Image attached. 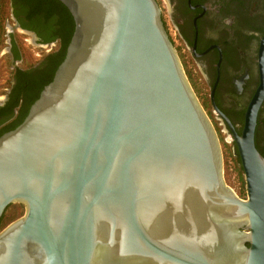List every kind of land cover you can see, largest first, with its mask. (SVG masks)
<instances>
[{
  "label": "water",
  "instance_id": "obj_1",
  "mask_svg": "<svg viewBox=\"0 0 264 264\" xmlns=\"http://www.w3.org/2000/svg\"><path fill=\"white\" fill-rule=\"evenodd\" d=\"M74 32L52 81L0 136V264H264L261 83L234 134L246 199L155 0H58Z\"/></svg>",
  "mask_w": 264,
  "mask_h": 264
},
{
  "label": "flooded vegetation",
  "instance_id": "obj_2",
  "mask_svg": "<svg viewBox=\"0 0 264 264\" xmlns=\"http://www.w3.org/2000/svg\"><path fill=\"white\" fill-rule=\"evenodd\" d=\"M155 1L191 88L199 94L197 99L216 134L229 145L230 159L241 169L246 192L234 134L241 135L246 112L261 83L264 0ZM29 10L31 6L24 0H9L11 24L5 34L0 16V36L5 37L6 45L2 50L10 64L2 80L6 87L0 95V134L9 132L30 108V100L48 78L47 70L54 67L53 56H61L65 43L59 23ZM7 25L4 21V29ZM16 32L29 37L34 48L47 49L35 54L39 59L27 67L22 65ZM254 146L264 159V96L256 113Z\"/></svg>",
  "mask_w": 264,
  "mask_h": 264
},
{
  "label": "rangeland",
  "instance_id": "obj_3",
  "mask_svg": "<svg viewBox=\"0 0 264 264\" xmlns=\"http://www.w3.org/2000/svg\"><path fill=\"white\" fill-rule=\"evenodd\" d=\"M0 16L2 20L1 32L3 31V34H5V30H9V26L11 24V19L9 15V0H0ZM4 21L8 22L6 29H4L3 27ZM15 38L23 54L24 62L22 65L24 67H27L28 65H31L33 62H35L34 59H39L38 57H35V54H42V53H46L47 51L46 48L44 49L34 48L30 38L25 35H22L16 32ZM4 40H5V37L0 36V95L3 93L1 92V89L3 87H6V82H3L2 80L6 79L5 74L8 73L9 66H10L7 55L4 54L6 50L5 49L2 50V48H5L6 46ZM195 95L197 97L199 94L197 95L195 93ZM217 136L219 137V144H220V148L222 152L223 178H224L225 184L228 187H230L239 198L246 199V192L244 191V187H243L241 169L236 167V164L234 163V161L230 159L232 152L229 149V145L225 143L224 140H222V137L220 136L219 132ZM23 214H24L23 205L18 204V203L11 204V206L5 212L3 226L5 225L7 226L11 222L20 218Z\"/></svg>",
  "mask_w": 264,
  "mask_h": 264
},
{
  "label": "trees",
  "instance_id": "obj_4",
  "mask_svg": "<svg viewBox=\"0 0 264 264\" xmlns=\"http://www.w3.org/2000/svg\"><path fill=\"white\" fill-rule=\"evenodd\" d=\"M24 1L26 2L27 5L31 6L32 10H29L31 13H34V12L42 13L45 16H47L46 19H48V21H50V19H51L52 22L55 21V23H59V26L61 25V27L63 28V32L65 34V40H64L65 43L63 46L62 54L60 57H57L56 55L53 56L54 60H55L54 61V67H53L52 71L47 70L48 71V78L46 80H44L43 82H41L42 84L39 83L40 84L39 85L40 91L34 99L30 100L29 105H28L30 107L38 99L39 94L42 91L43 87H45L46 85H48L52 81V78L54 76L53 71L55 72V70L57 69L59 64L64 59L67 45L70 42V39H71L72 34L74 32V21H73L71 14L68 11V9L58 0H51L49 2L46 0H24ZM28 110H29V108L27 107V111L25 112V114L22 116L20 121L17 124H15V126L11 130L15 129L18 125H20L22 123V121L24 120V118L26 117V115L28 113ZM3 134H4V132H3ZM3 134H0V136ZM10 206L11 205H9L5 209L3 215L0 218V231L6 227V225L3 226L4 215Z\"/></svg>",
  "mask_w": 264,
  "mask_h": 264
}]
</instances>
